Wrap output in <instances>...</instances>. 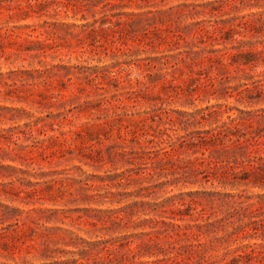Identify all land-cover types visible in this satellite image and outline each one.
<instances>
[{"label":"rangeland","instance_id":"obj_1","mask_svg":"<svg viewBox=\"0 0 264 264\" xmlns=\"http://www.w3.org/2000/svg\"><path fill=\"white\" fill-rule=\"evenodd\" d=\"M95 2L0 0V264H264V178L168 137L264 127V0Z\"/></svg>","mask_w":264,"mask_h":264},{"label":"trees","instance_id":"obj_2","mask_svg":"<svg viewBox=\"0 0 264 264\" xmlns=\"http://www.w3.org/2000/svg\"><path fill=\"white\" fill-rule=\"evenodd\" d=\"M103 0H96L95 3H101ZM26 51H31L30 48H27ZM242 63L245 66H253L256 61L254 60L256 54L253 52L240 54ZM264 85V84H263ZM243 94V92L241 93ZM260 96L263 94L259 91ZM259 96V97H260ZM254 119L260 124L264 123V108L255 111L253 113ZM241 121L231 126L224 125L223 127H217L213 130L207 131H195L190 138L176 136L173 138L171 135H168L170 138L171 147H180L182 149L194 150V154H197L204 150L202 153L205 155L206 151L210 152L208 160L201 161L200 158L191 161L190 171L192 174H207L206 179H209L210 176L215 179L226 178L229 175H232L236 180L246 181L248 180L249 170L255 173H258L262 178H264V157H252L254 153H259V148H255L253 152H248L249 147H256L260 145L264 139V127H258L254 131V136H248L245 132L246 128L249 127L252 123H246L245 118H238ZM246 121V122H245ZM234 122V121H233ZM227 142H231V147L226 146ZM239 172L236 171L240 169ZM211 225H207L206 229H209ZM201 226L199 228H203ZM249 227V226H248ZM241 230L247 231V226H241ZM253 231H259L258 227H254ZM249 234V233H248ZM264 235V232H263ZM264 237V236H263ZM215 242H212L211 245L206 249V252L212 251L216 248V242L218 238L214 239ZM244 248H249L245 246ZM252 248L251 252H245V256L252 255H263L264 254V245H254L250 246ZM147 250L149 251L148 247ZM161 251L160 253H162ZM239 249L234 253H238ZM149 255H154L150 254ZM226 254H230V250L226 248ZM168 262H174L177 260L178 255L172 256V253L166 254ZM243 255H238L234 260H240L244 258ZM158 257V256H157ZM162 262L160 260L155 261V264Z\"/></svg>","mask_w":264,"mask_h":264}]
</instances>
